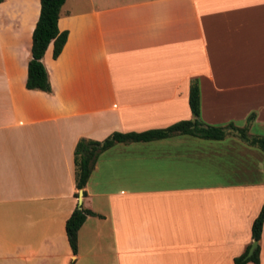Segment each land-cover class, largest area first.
I'll list each match as a JSON object with an SVG mask.
<instances>
[{
  "label": "crops",
  "instance_id": "crops-1",
  "mask_svg": "<svg viewBox=\"0 0 264 264\" xmlns=\"http://www.w3.org/2000/svg\"><path fill=\"white\" fill-rule=\"evenodd\" d=\"M39 0L0 1V264H233L264 201V152L229 132L115 143L81 189L92 211L73 255L80 138L198 119L264 137V0H64L65 42L24 86ZM227 129L226 131H228ZM264 264V217L258 240ZM245 264H254L246 262Z\"/></svg>",
  "mask_w": 264,
  "mask_h": 264
},
{
  "label": "trees",
  "instance_id": "trees-1",
  "mask_svg": "<svg viewBox=\"0 0 264 264\" xmlns=\"http://www.w3.org/2000/svg\"><path fill=\"white\" fill-rule=\"evenodd\" d=\"M2 1V0H0ZM64 0H39V12L35 25L31 32V43L29 57L26 63V77L24 86L29 90H39L46 93L51 91L46 68L41 58L47 46L51 43V57L56 58L59 54L65 39L66 31L58 30L56 22L60 8ZM188 107L192 119L180 120L164 128L149 129L140 132H112L104 139L97 141L80 138L73 148L74 165V185L77 190H81L92 170V167L99 153L111 147L115 143H128L138 141H150L162 139L176 134H186L202 139L220 140L227 133V129L234 130L237 136L246 144L254 146L264 152V137L247 134V124L253 118V114L248 115L246 125L235 127L232 123L225 126L209 125L198 119L199 96L196 81H191L187 95ZM84 191H82V195ZM77 196V193H74ZM94 213L81 204H77L64 222V233L71 253L74 255L77 248V231L87 216ZM264 217V201L262 202L257 215L250 225V242L245 246L243 252L233 258V264H245L252 262L258 264V240L260 238L262 221ZM252 241L256 246L249 256H246Z\"/></svg>",
  "mask_w": 264,
  "mask_h": 264
},
{
  "label": "water",
  "instance_id": "water-1",
  "mask_svg": "<svg viewBox=\"0 0 264 264\" xmlns=\"http://www.w3.org/2000/svg\"><path fill=\"white\" fill-rule=\"evenodd\" d=\"M81 196H82V190L79 189L77 191V203L78 204H80V198H81ZM255 246H256V242L255 241H252L251 244H250V246H249V248H248V251L246 253V256H249L252 253V251L255 248Z\"/></svg>",
  "mask_w": 264,
  "mask_h": 264
},
{
  "label": "rangeland",
  "instance_id": "rangeland-1",
  "mask_svg": "<svg viewBox=\"0 0 264 264\" xmlns=\"http://www.w3.org/2000/svg\"><path fill=\"white\" fill-rule=\"evenodd\" d=\"M227 132H229V133H231V134H233V135H236L237 136V133L234 131V130H230V131H227ZM238 137V136H237Z\"/></svg>",
  "mask_w": 264,
  "mask_h": 264
}]
</instances>
